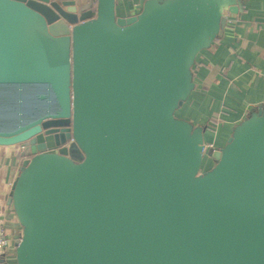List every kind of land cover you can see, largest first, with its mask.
Masks as SVG:
<instances>
[{"label":"water","instance_id":"95a60500","mask_svg":"<svg viewBox=\"0 0 264 264\" xmlns=\"http://www.w3.org/2000/svg\"><path fill=\"white\" fill-rule=\"evenodd\" d=\"M136 8L0 0V145L26 156L15 263L264 264V106L221 147L175 114L240 0ZM55 132L62 150L46 148Z\"/></svg>","mask_w":264,"mask_h":264},{"label":"crops","instance_id":"0c3cea01","mask_svg":"<svg viewBox=\"0 0 264 264\" xmlns=\"http://www.w3.org/2000/svg\"><path fill=\"white\" fill-rule=\"evenodd\" d=\"M137 2L115 0L116 15L134 14ZM192 75L193 89L175 113L205 128V144L221 147L236 123L264 106V0H240L239 11L228 13L223 34L197 53ZM21 151L18 144L0 145V228L8 236L0 264H16L20 227L8 197L26 158Z\"/></svg>","mask_w":264,"mask_h":264},{"label":"rangeland","instance_id":"374dc122","mask_svg":"<svg viewBox=\"0 0 264 264\" xmlns=\"http://www.w3.org/2000/svg\"><path fill=\"white\" fill-rule=\"evenodd\" d=\"M177 114V112L175 113ZM56 137V138H55ZM64 139V141L62 140ZM68 140V137H67V134H62V133H57L55 132V136H50L45 145H46V148H55L57 151L58 150H62L64 149L65 147H67L68 144H63L64 142H66ZM21 155H24L23 152L20 153ZM212 163V160L207 157L206 155H203V160H202V164L203 166L206 164V163Z\"/></svg>","mask_w":264,"mask_h":264},{"label":"built area","instance_id":"2783aa9c","mask_svg":"<svg viewBox=\"0 0 264 264\" xmlns=\"http://www.w3.org/2000/svg\"><path fill=\"white\" fill-rule=\"evenodd\" d=\"M212 146V144H205V148ZM8 245V236L3 228H0V250H4Z\"/></svg>","mask_w":264,"mask_h":264},{"label":"trees","instance_id":"16d2710c","mask_svg":"<svg viewBox=\"0 0 264 264\" xmlns=\"http://www.w3.org/2000/svg\"><path fill=\"white\" fill-rule=\"evenodd\" d=\"M136 11H137V10H136ZM136 11H135V12H136ZM211 164H212V163L208 162V163H206V164L203 166V168L209 167Z\"/></svg>","mask_w":264,"mask_h":264},{"label":"flooded vegetation","instance_id":"af4514ba","mask_svg":"<svg viewBox=\"0 0 264 264\" xmlns=\"http://www.w3.org/2000/svg\"><path fill=\"white\" fill-rule=\"evenodd\" d=\"M71 140H67L66 142H64L63 144H69ZM50 150H56L55 148H50Z\"/></svg>","mask_w":264,"mask_h":264}]
</instances>
